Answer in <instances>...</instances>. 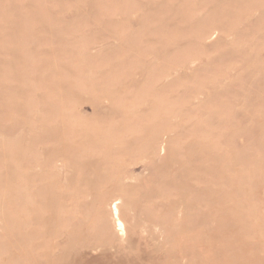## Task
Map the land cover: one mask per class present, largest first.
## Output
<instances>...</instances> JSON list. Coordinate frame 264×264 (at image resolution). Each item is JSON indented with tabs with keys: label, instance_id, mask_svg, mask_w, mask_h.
<instances>
[{
	"label": "rangeland",
	"instance_id": "1",
	"mask_svg": "<svg viewBox=\"0 0 264 264\" xmlns=\"http://www.w3.org/2000/svg\"><path fill=\"white\" fill-rule=\"evenodd\" d=\"M0 264H264V0H0Z\"/></svg>",
	"mask_w": 264,
	"mask_h": 264
},
{
	"label": "bare ground",
	"instance_id": "2",
	"mask_svg": "<svg viewBox=\"0 0 264 264\" xmlns=\"http://www.w3.org/2000/svg\"><path fill=\"white\" fill-rule=\"evenodd\" d=\"M114 208L116 209L115 213L117 214V204H114ZM117 224L119 226L120 229L123 228V222L121 221V219H117Z\"/></svg>",
	"mask_w": 264,
	"mask_h": 264
}]
</instances>
